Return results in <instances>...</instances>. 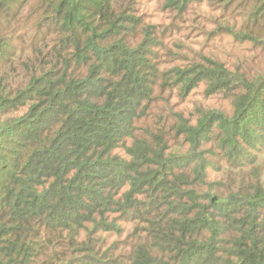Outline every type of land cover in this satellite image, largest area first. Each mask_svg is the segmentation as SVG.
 Segmentation results:
<instances>
[{"label":"trees","instance_id":"1","mask_svg":"<svg viewBox=\"0 0 264 264\" xmlns=\"http://www.w3.org/2000/svg\"><path fill=\"white\" fill-rule=\"evenodd\" d=\"M259 54L264 0H0V264H264Z\"/></svg>","mask_w":264,"mask_h":264},{"label":"rangeland","instance_id":"2","mask_svg":"<svg viewBox=\"0 0 264 264\" xmlns=\"http://www.w3.org/2000/svg\"><path fill=\"white\" fill-rule=\"evenodd\" d=\"M159 11L158 8H152L149 10V17L151 18H157L158 20L161 18V16L158 15ZM210 46L212 47V49L214 50V52L216 53V56L219 57L220 59L227 61L229 63L237 60L238 62H240V58L243 55V51L241 48L234 46L229 40L224 39V40H220V41H214V42H208L206 43V41H204L203 39H200L198 41V45L195 46L196 48H201L204 49L206 46ZM245 56H248L249 53L248 52H244ZM264 62V54H259V56H256L255 60H254V64L255 66L262 64ZM216 99L213 101H204L202 99V96L198 93L196 94L194 97L191 98V100L183 107V108H187V113H192L195 104H202L204 106H206L207 108H215L216 110H219L218 108H224L228 110V104L226 101H224L221 97H215ZM230 111V109H229ZM227 114V113H226ZM263 148H264V144H263ZM218 152L216 151L215 155ZM254 159L255 157L252 156ZM257 159L262 160V163H264V154L261 155V157H258ZM256 159V160H257ZM212 166L213 168H218L221 167V169L219 171L214 170L211 167V176L212 178H215L218 175L222 174V171L226 168V165L224 164L223 161H218L216 159H214L212 161ZM112 240V239H111Z\"/></svg>","mask_w":264,"mask_h":264}]
</instances>
